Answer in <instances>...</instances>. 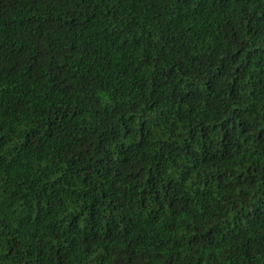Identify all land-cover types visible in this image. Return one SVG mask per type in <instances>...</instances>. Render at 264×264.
<instances>
[{
	"label": "trees",
	"instance_id": "1",
	"mask_svg": "<svg viewBox=\"0 0 264 264\" xmlns=\"http://www.w3.org/2000/svg\"><path fill=\"white\" fill-rule=\"evenodd\" d=\"M0 264H264V0H0Z\"/></svg>",
	"mask_w": 264,
	"mask_h": 264
}]
</instances>
